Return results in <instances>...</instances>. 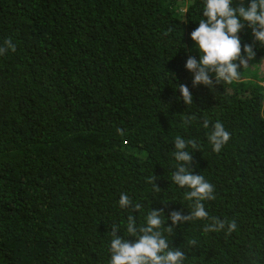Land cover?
<instances>
[{"label": "trees", "instance_id": "trees-1", "mask_svg": "<svg viewBox=\"0 0 264 264\" xmlns=\"http://www.w3.org/2000/svg\"><path fill=\"white\" fill-rule=\"evenodd\" d=\"M203 6L0 0V46L7 38L16 45L0 55V264H110L113 224L126 237L129 214L142 224L162 209L164 228L171 211L189 214L188 189L171 180L176 136L200 145L187 149L189 167L214 186L215 199L204 202L210 217L238 227L227 235L205 232L210 220L162 228L170 247L185 253L184 264H264V77L256 65L264 46L245 24L241 44H253L256 57L241 79L193 87L185 64ZM188 115L195 119L185 124ZM216 121L232 134L219 154L207 139ZM121 193L140 212L121 209Z\"/></svg>", "mask_w": 264, "mask_h": 264}, {"label": "clouds", "instance_id": "clouds-1", "mask_svg": "<svg viewBox=\"0 0 264 264\" xmlns=\"http://www.w3.org/2000/svg\"><path fill=\"white\" fill-rule=\"evenodd\" d=\"M202 17L198 27L190 33L200 52V58L197 60L194 55H189L185 64V68L193 74V87L203 84L212 89L222 83L230 85L239 81L240 69L249 66V62L256 57L253 44L242 45L239 33L247 24L251 28L253 41L264 46V0H249L247 5L244 0H239L235 5L234 0H204ZM9 50L16 51V45L11 38L4 40L3 46H0V55ZM212 76H215L214 79ZM179 92L187 106L193 104V95L187 85L180 84ZM194 119L195 116L188 115L184 123L190 124ZM209 126L210 122L205 119L203 127L207 129ZM117 131L122 133L121 129ZM231 136L223 123L220 121L212 123L211 131L207 134L212 151L219 154L229 143ZM199 147L194 139H185L181 136L174 139L172 156L177 164L171 180L180 188L188 189L184 193V198L191 202V212L183 215L179 210L171 211L167 219H170L172 224L166 228L162 209H152L142 224H138L136 217L129 214L126 237L118 234L119 226L113 224L108 249L110 264H184L185 253L180 248L170 247L164 231L171 233L172 226L187 221L210 220V223L205 224V232L224 231L227 235L237 229L234 220L210 217L205 208V201L215 199L214 186L204 176L194 174L190 170L193 155L187 150L189 148L197 150ZM155 179L153 177L149 182L153 190L159 192L160 188L154 183ZM118 203L121 209H131L134 212H140L142 208L141 203H133L126 193H121ZM129 236L135 239L130 240L127 238ZM191 243L195 244V241Z\"/></svg>", "mask_w": 264, "mask_h": 264}, {"label": "rangeland", "instance_id": "rangeland-1", "mask_svg": "<svg viewBox=\"0 0 264 264\" xmlns=\"http://www.w3.org/2000/svg\"><path fill=\"white\" fill-rule=\"evenodd\" d=\"M188 47H189L191 53L197 58V60H199L200 52H199L195 42L193 41L192 44L190 43ZM256 65L258 67L257 68L258 76L264 77V56H259L258 57ZM210 75H214V73H210ZM259 81L262 84H264L263 78H260Z\"/></svg>", "mask_w": 264, "mask_h": 264}]
</instances>
